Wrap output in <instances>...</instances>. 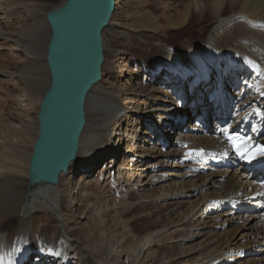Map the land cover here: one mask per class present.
I'll use <instances>...</instances> for the list:
<instances>
[{
	"label": "bare ground",
	"instance_id": "1",
	"mask_svg": "<svg viewBox=\"0 0 264 264\" xmlns=\"http://www.w3.org/2000/svg\"><path fill=\"white\" fill-rule=\"evenodd\" d=\"M63 1L49 6L32 0H0V51L7 53L0 62V79L4 82V79L15 78L19 85H24L17 95L24 107L30 105L29 95L40 97L48 82L44 64L47 27L43 22L44 32L39 33L35 22L42 17L43 11L40 13V10L57 8ZM168 1L162 0L164 8L169 7ZM125 2L116 0L115 12L118 13ZM182 4L183 10L191 9L199 19L206 17L213 25L205 42L200 43L201 47L189 43L181 48L168 47L155 37L146 38L133 30H119L120 14L102 32L104 54L108 49L104 33L111 31L115 44L112 51L108 49L111 51L109 55L117 57L132 53L141 71L149 78L141 82L144 85L133 88V71L128 67L120 70L111 82L102 76L85 102L86 124L75 161L66 174H60L56 187L41 188L30 194L34 212L47 211L57 218L59 236L63 234L66 239L60 237L61 241L55 243L53 237L48 236L41 245L55 250L61 244L62 260L68 253V243L70 247L79 245L82 256L88 257L86 264H100L95 258L94 241L90 240L88 245L70 235L61 208L67 207L70 200L74 204L69 211L82 207L79 197L87 180L93 178L98 162L109 158L106 161L114 164L121 157L119 166L124 170L135 165L123 186L124 192L132 186L137 190L133 200L142 202L145 193L150 192V186L156 185H159L157 192L161 191L154 195L156 198L159 196V199L171 203L176 201L177 205L184 204V199H195L199 193H204L191 202L189 213L183 216L184 219L181 217L182 223L170 226L164 233L166 237L174 232L179 234L174 239L169 238L171 245L180 246V243L190 244L198 240L190 249L178 246L180 249L172 256L176 261L195 254V259L185 261L186 264H264V213H257L264 204V155L259 154L264 148V0H183ZM21 13L31 16L23 25H30L28 29L14 28ZM185 15L181 17L184 19ZM183 21L179 22L183 24ZM15 58L20 59L16 65ZM106 66L104 60L102 70ZM120 80L125 81V85H121L122 89L115 94L114 87ZM195 96L197 100L194 101ZM196 113L200 115L194 118ZM24 117L33 124L27 114ZM228 118L231 120L225 123ZM190 119L195 122L182 125ZM124 121L131 122V130L122 128ZM206 124H213V129L205 127ZM125 138L126 147L122 149ZM161 141L164 142L162 147L166 148L164 152L157 144ZM2 142L6 141H0V145ZM234 142L246 145L241 151H247V157L241 158L234 151ZM16 150L22 155L21 161L16 159L21 168H15V165L8 168L14 167L26 177L31 149ZM132 157L136 159L130 161ZM169 159L175 164L169 170L160 171ZM191 160L199 164L207 162L205 166H184L189 168L193 179L186 181L185 185L191 184L184 187L182 181L178 182L182 177L178 169ZM235 162L239 165L231 174L227 166ZM109 169L113 167L108 168V172ZM72 173L75 176L69 195L59 196L57 189ZM26 184V178L25 181L13 177L0 181V264H23L21 257L38 248L31 246L29 218H20L21 206L27 200ZM85 210L81 219L87 218L86 214L90 212ZM16 214V227L5 231L3 223ZM212 222H215L214 226ZM151 238H142L141 251L146 250L145 244ZM222 238L224 242L220 246L218 241ZM108 248L102 245L99 248L106 264L134 263H129L128 258L114 262L113 250ZM43 259L38 257L30 264H45ZM162 260L159 258L157 264H166Z\"/></svg>",
	"mask_w": 264,
	"mask_h": 264
},
{
	"label": "rangeland",
	"instance_id": "2",
	"mask_svg": "<svg viewBox=\"0 0 264 264\" xmlns=\"http://www.w3.org/2000/svg\"><path fill=\"white\" fill-rule=\"evenodd\" d=\"M32 1L41 4H48L49 6H56L59 5L61 0ZM182 1L183 0H170V2L168 1V3L170 4L168 9L163 7L162 0H126L124 6L118 10V13L114 11L113 15L114 19L116 17L118 18L119 14L121 15V27L119 30H133V32L135 31V34L146 38L155 37L158 41H160L159 43H164L168 45V47L181 48L184 44L188 43L194 46L201 47L202 44L200 43L205 42L206 37L212 29L213 25L212 23H209L208 18L206 17L204 19H199L193 13V10H183L184 7ZM41 11H43V14L41 15L42 17H40L39 14V17L35 22L36 26L38 27L39 33L44 32L45 27L43 25V22H45L44 15L46 11L40 10V13H42ZM197 14L199 13L197 12ZM21 15V19L18 22L19 25L15 24L14 28L18 30L28 29L30 25H23L25 24L24 22H26V19H30L31 16L30 14L26 15L23 13H21ZM183 15H185L184 19L181 17ZM182 20H184L183 24L179 22H182ZM104 37L107 45L106 47H108V49L112 51V48L115 44L112 32L106 31V33H104ZM108 49L107 53L104 54V60L107 63V66L104 69L105 71L102 70V76L104 80H107L108 82L113 81V77L117 76L120 73V70L122 71L123 69L128 67L133 71L132 87L137 88L141 85H144V83L141 82L144 80V78H149V75L141 71L135 56L132 53H124L117 57H113L112 54L109 55L111 51ZM6 54V51H0V62L2 61V59H4L3 56H5ZM18 59L15 58V65L19 62L20 59ZM1 65L2 63H0V66ZM17 81L18 79L15 78L12 80L4 79V82L0 79V141H6L5 143L2 142L3 144L0 145V181L12 177L18 181H25V175H21L18 171L15 170L16 167H18V169L21 168V163L19 161H16V159L20 161L22 159L21 153H18L16 149H22L23 151H27L28 149L30 150L31 144L36 134L35 122L40 97H37V94L35 95L31 93V95H29L28 97L30 105L24 107L17 97L19 90L24 87V85H19ZM38 84L43 85V83ZM121 85H125V81L122 80L121 82L120 80V83H118L114 87L113 93L116 94L117 92H119L122 89ZM195 100H197V96L194 97V101ZM25 114H27L30 120H32V125L31 123L29 124V120L26 121L24 117ZM197 114L200 115V113H196L194 115V118L195 116H198ZM230 120L231 119L228 118L224 122L226 123ZM192 122L195 121L190 119V121L184 122L182 125L185 126ZM33 125H35V127ZM210 125L211 126L207 124L206 127L208 129H213V124ZM122 128L126 129L127 131L131 130V122L124 121V125L122 126ZM26 129L27 131H25ZM139 131L141 132V127H139ZM2 133L5 135H3ZM101 141L104 144L107 143L106 140L101 139ZM126 143L127 139L125 138L121 144L122 149L126 147ZM162 143L164 142L161 141L157 144L160 146L159 150L161 152H164L163 150L166 148L162 147ZM151 145L154 146L152 142ZM12 147H15V150ZM108 159L103 158L100 160V162H98L95 167V171H93L92 173L93 178L90 181L87 180V183L84 185L82 194L79 197V202L83 206H77L76 209L69 211V207H73L74 204L73 201L70 200L67 203V207L61 208L63 216L65 217L64 219L66 222V228H69L70 235L74 236L77 239L84 240L85 244L88 243V245L90 244L89 242L94 241V250L96 251L95 258L100 264H106L104 254L102 252H99V248L101 247V245L105 248L109 247L108 249L111 248L113 250L112 255L114 256V262L116 263L122 262L123 259L126 258H128L127 260L129 263L134 262L133 264H157V260L159 258L163 259L162 261H164L166 264H186V262H192L197 255L193 254L180 261H176L174 258H172V256L180 248L184 247L186 249H190L191 245L195 246L198 240H195L190 244L180 243V246L178 244L171 245L169 242V238L174 239L179 236V234L174 232L170 236L166 237L164 236V233L170 226L181 224L183 219L187 216L185 214H188V211H190V206H192L191 202H193L197 197L200 198L204 193H199L195 199H184L182 201L184 202V204L177 205L176 201H172L171 203V201L169 202V200L159 199V196L156 198L155 196L161 192H157L159 185H156L150 186V192L147 191V193H145V198H143L142 202H140L141 200H133L136 197L137 190L132 186L131 188H129V190L124 192L123 186L130 178V172L131 170H133V167L135 168V165L131 166V168L127 167L124 170L123 167L119 166L122 161L121 157L114 161V164H110L109 161H106ZM135 159V157H132L130 161H133ZM206 162H200L199 164L198 161L191 160L187 164L180 165V169H178V172L182 175V177L178 180V182L181 183L182 181L181 186H184L186 181L189 182L190 179L193 180L189 175V168H185L184 166H205ZM173 164H175L174 160L169 159L166 162V167L161 168L160 171H165L167 169L169 170V167L171 168ZM238 165L239 162H235L232 166H228L231 174L237 171ZM9 166H14L15 168L13 167L12 169H9ZM111 167H113V169L109 170L111 173L113 171L112 175H110V172L107 171L108 168ZM181 167H184V169ZM74 176L75 174L72 173V175L65 178L64 185L61 188H58L59 190L57 189L56 191L59 196L67 197L69 195L72 188L71 185L73 186V182L71 184V181H73ZM197 178L198 177L194 179L197 180ZM186 184L188 185H185L184 187H188L191 182ZM21 188L24 187L21 186ZM153 189H155L156 191ZM263 207L264 204L262 205L261 209ZM85 209H89L90 212L89 214H86L87 218L81 219L80 217L84 216V213L86 212ZM261 209L259 210V213L263 214L264 208L262 210ZM179 211H181L182 213H179ZM183 216L185 217L183 218ZM28 218L30 221L31 246H37L38 248L36 250H33L31 253L25 254L21 257L22 262H24L23 264L33 263L34 260L38 257H40L41 259L44 258L42 261L45 262V264H86V262L88 261V257L82 256L79 245L70 247L71 245L67 243L66 249L69 250L63 260L60 258L61 244H58L55 250L41 245L44 239L48 236H52L55 243L61 241V238L64 239L62 234L59 236L57 218L54 214L47 211H37L31 214ZM6 220L7 221L3 223L2 228L5 231H9L16 227L18 216L16 214ZM213 223L215 224V222H212L211 225L214 226ZM258 226H261V224H259ZM233 227L234 226H232V228ZM217 233L223 234L222 237L224 236V233L222 231H218ZM147 236L152 238L147 244H145L146 250L141 251L140 245H142L143 243L141 242V240L142 238H145ZM223 238L225 239L226 236ZM223 238L222 240L218 241L220 242V246L224 242ZM20 246L21 244L18 245L19 249ZM129 257H132L133 260ZM145 257H148V259H144Z\"/></svg>",
	"mask_w": 264,
	"mask_h": 264
},
{
	"label": "water",
	"instance_id": "3",
	"mask_svg": "<svg viewBox=\"0 0 264 264\" xmlns=\"http://www.w3.org/2000/svg\"><path fill=\"white\" fill-rule=\"evenodd\" d=\"M115 5L116 0H64L45 12L48 82L38 102L22 219L34 213L31 195L56 187L60 174H66L76 159L86 124L85 102L102 79V32L114 19Z\"/></svg>",
	"mask_w": 264,
	"mask_h": 264
},
{
	"label": "snow or ice",
	"instance_id": "4",
	"mask_svg": "<svg viewBox=\"0 0 264 264\" xmlns=\"http://www.w3.org/2000/svg\"><path fill=\"white\" fill-rule=\"evenodd\" d=\"M226 135H227V133H226ZM244 147H246V145H244L240 142H234V144H233L234 151H236L240 155L241 158H245L248 156L247 151H241V148H244ZM259 154L264 155V148H261L259 150Z\"/></svg>",
	"mask_w": 264,
	"mask_h": 264
}]
</instances>
